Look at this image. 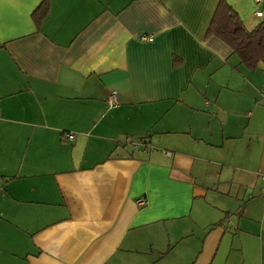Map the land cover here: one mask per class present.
<instances>
[{
	"label": "crops",
	"instance_id": "1",
	"mask_svg": "<svg viewBox=\"0 0 264 264\" xmlns=\"http://www.w3.org/2000/svg\"><path fill=\"white\" fill-rule=\"evenodd\" d=\"M45 1L0 0V264H264V64L221 0Z\"/></svg>",
	"mask_w": 264,
	"mask_h": 264
},
{
	"label": "trees",
	"instance_id": "2",
	"mask_svg": "<svg viewBox=\"0 0 264 264\" xmlns=\"http://www.w3.org/2000/svg\"><path fill=\"white\" fill-rule=\"evenodd\" d=\"M49 9L50 3L46 0L34 12L35 21L39 23L45 18ZM208 34L217 35L229 44L246 67L257 69L264 64V20L249 30L239 14L225 0H221Z\"/></svg>",
	"mask_w": 264,
	"mask_h": 264
},
{
	"label": "built area",
	"instance_id": "3",
	"mask_svg": "<svg viewBox=\"0 0 264 264\" xmlns=\"http://www.w3.org/2000/svg\"><path fill=\"white\" fill-rule=\"evenodd\" d=\"M256 4L257 5H264V0H256ZM259 15H262L263 12L261 10H259L257 12ZM154 38L153 35L151 34H144L141 36V39L142 40H152ZM108 105H109V108H112V107H116L118 105V101L116 99V94L115 93H112L109 98H108ZM66 136L70 139V140H74L75 139V134L72 133V132H67L66 133ZM128 142H130L134 147L136 148H141V147H145V146H148L147 142L145 141H141V142H132L131 140H129Z\"/></svg>",
	"mask_w": 264,
	"mask_h": 264
},
{
	"label": "rangeland",
	"instance_id": "4",
	"mask_svg": "<svg viewBox=\"0 0 264 264\" xmlns=\"http://www.w3.org/2000/svg\"><path fill=\"white\" fill-rule=\"evenodd\" d=\"M197 235V244H198V247L200 248V245H201V239H202V231H198V233L196 234Z\"/></svg>",
	"mask_w": 264,
	"mask_h": 264
}]
</instances>
